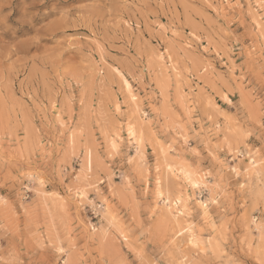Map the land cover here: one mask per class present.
Masks as SVG:
<instances>
[{
  "label": "rangeland",
  "instance_id": "374dc122",
  "mask_svg": "<svg viewBox=\"0 0 264 264\" xmlns=\"http://www.w3.org/2000/svg\"><path fill=\"white\" fill-rule=\"evenodd\" d=\"M0 264H264V0H0Z\"/></svg>",
  "mask_w": 264,
  "mask_h": 264
}]
</instances>
